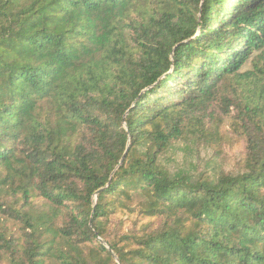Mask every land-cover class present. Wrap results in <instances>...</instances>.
<instances>
[{
    "label": "trees",
    "instance_id": "1",
    "mask_svg": "<svg viewBox=\"0 0 264 264\" xmlns=\"http://www.w3.org/2000/svg\"><path fill=\"white\" fill-rule=\"evenodd\" d=\"M0 264H264V0H0Z\"/></svg>",
    "mask_w": 264,
    "mask_h": 264
},
{
    "label": "rangeland",
    "instance_id": "2",
    "mask_svg": "<svg viewBox=\"0 0 264 264\" xmlns=\"http://www.w3.org/2000/svg\"><path fill=\"white\" fill-rule=\"evenodd\" d=\"M202 151H204V150H202ZM212 155V153L210 152H208V151H205L204 153H203V157H208V159L210 158V156Z\"/></svg>",
    "mask_w": 264,
    "mask_h": 264
}]
</instances>
